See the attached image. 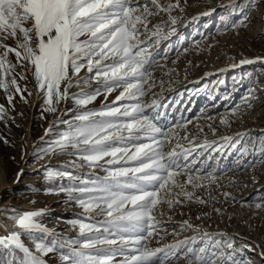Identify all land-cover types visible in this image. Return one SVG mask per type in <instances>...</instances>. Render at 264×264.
Returning <instances> with one entry per match:
<instances>
[{
    "label": "rangeland",
    "instance_id": "1",
    "mask_svg": "<svg viewBox=\"0 0 264 264\" xmlns=\"http://www.w3.org/2000/svg\"><path fill=\"white\" fill-rule=\"evenodd\" d=\"M161 3L179 6L170 13L161 12L151 17L148 33L139 37L140 40L151 37L149 51L155 57L150 67L146 65L150 75L142 84L143 96L134 89L136 99L116 101L123 88L107 93L102 78L92 79L72 87L69 92L75 94L100 87L101 95L94 101L77 106L72 99L61 100L55 105V112H48L44 110L47 106L43 96L38 95L32 72L19 66L12 76L22 89L26 86L27 92L32 93L28 96L24 92L27 103L14 89L7 93L0 89V105L5 108L0 115V236L18 230L15 218L28 211H43L38 221L49 230L47 234L34 233L31 237L22 234L21 239L33 252L37 240L45 243L56 240L65 245L70 240H82L79 226L69 223L71 220L100 226L99 222L105 221L106 216L84 213L78 204L67 199L66 193L53 190L80 180L103 178L107 167L134 165L121 160L116 165L101 161L100 167H90L77 156L58 152L45 154L41 150L67 128L58 121L75 124L78 122L73 117L79 112L106 111V105L121 107L140 103L145 108L142 115H147L167 137L134 130L131 140L111 141L113 147L131 149L135 143L151 144L148 137H154L159 142L157 150L166 155L175 149L179 163L188 165L193 177H200L194 182L203 186L194 188L185 184L184 190L192 193L191 199L179 188L172 189L166 197L173 200L172 206L161 203L153 210L158 222L154 235L141 245L128 243L124 254L114 257L113 264H123L126 257L130 259L138 254L135 249L142 245L166 249L179 240L200 237L204 232L225 233L234 239V248L244 244L253 248L259 245L256 251L245 249L236 255L251 259L252 264H264L259 255L264 251V0H234V4L232 0H161ZM215 9V14L206 16ZM200 14L206 17L184 27L185 22ZM170 17L176 18L175 25L171 24ZM155 25L160 26L162 36H167L160 39L158 45L154 43L157 38L151 35L156 30ZM172 28L175 31L169 34ZM8 59L17 63L14 54H9ZM243 60L253 63L240 68L238 65ZM19 74L27 79L21 80ZM88 75L87 70L82 69L78 78ZM137 79L131 82L136 83ZM9 94L13 95L11 103L7 100ZM153 101L157 104L153 105ZM128 120L121 117V122ZM121 134L128 136L126 131ZM223 137H230L231 142ZM185 150L189 153L187 159L183 157ZM108 159L111 158H105ZM49 168L70 171L72 179L49 178L46 174ZM208 173H212V177ZM186 179L184 174L176 177L177 183ZM198 199L204 203L197 202ZM257 203L261 205L259 208ZM184 221L191 223L193 229H182L180 225ZM85 236L117 240L116 245L97 244L94 249L85 250L93 256L103 258L121 246L118 236H108L103 231L85 233ZM67 251L66 246L43 259L48 264H62L61 252ZM158 255L164 256L163 253ZM22 257L19 250L0 248V264H12L13 260L19 264ZM165 264H186V259L177 253Z\"/></svg>",
    "mask_w": 264,
    "mask_h": 264
},
{
    "label": "snow or ice",
    "instance_id": "2",
    "mask_svg": "<svg viewBox=\"0 0 264 264\" xmlns=\"http://www.w3.org/2000/svg\"><path fill=\"white\" fill-rule=\"evenodd\" d=\"M232 2L234 4V0ZM178 6L163 4L161 0H0V89L6 93L14 89V93L27 103L24 96L27 87L22 89L16 77L12 76L19 66L32 72L38 95L43 96L47 106L44 110L48 112H55V105L61 100L72 99L77 106L94 101L101 95L100 87L75 94L69 92L72 87L92 79L99 81L102 78V86L107 93L123 88L116 101L136 99L134 89L143 96L142 84L147 82L145 77L150 75L146 65L150 67L155 57L149 51L151 37L148 40H140L139 37L148 33L151 17L161 12L170 13ZM244 18L247 19V15ZM170 20L175 25L176 18L170 17ZM154 27L156 30L151 35L157 38L154 43L158 45L160 39L167 36L161 35L159 25ZM174 31L172 28L169 34ZM9 54H14L17 63L8 59ZM241 63L253 61L243 60ZM82 69H86L89 75L78 78ZM19 78L27 79L23 74H19ZM134 78H139L136 83L131 82ZM27 95L31 96L32 93L27 92ZM7 100L11 103L13 95H7ZM152 103L157 104L156 101ZM105 107L106 111L77 113L73 117L78 122L75 124L67 120L58 121L66 124L67 128L41 151L45 154L58 152L74 155L90 167H100L101 161L116 165L121 160L134 165L107 167L103 178L80 180L79 183L53 190L66 193L67 199L78 204L84 213L95 212L107 219L99 222L100 226L71 220L69 223L79 226L82 240H70L67 245L56 240L50 243L37 240L34 241L33 252L21 239L22 234L31 237L34 233L47 234L49 230L38 221L43 211L24 212L15 218L18 230L0 236V248L19 250L23 254L19 264H48L43 257L66 246L67 253L61 252L60 255L62 264H113L114 257L123 255L128 243L141 245L154 235L158 222L153 210L161 203L172 206L173 200L166 198L172 189L179 188L184 196L191 199L192 193L184 190L185 184L194 188L203 186L194 182L200 177L194 178L188 165L179 163L175 149L166 155L158 151L159 142L154 137H148L152 140L151 144L135 143L131 149L113 147L111 141L131 140L134 130L146 134L160 133L165 138L167 133H163L147 115H142L145 108L140 103ZM4 112V106L0 105V115ZM121 117L129 118L128 122H121ZM47 131L50 132L51 128ZM125 131L127 137L121 134ZM223 139L231 142L230 137ZM153 144L157 147L154 148ZM232 147H235L234 143ZM188 154L185 150L184 159ZM106 157L111 159L105 160ZM46 174L49 178L59 176L72 179V173L67 170L49 168ZM181 174L186 175L187 179L177 183L176 177ZM208 176L212 177V173H208ZM197 202L204 203L199 199ZM260 206L257 203L256 207ZM180 227L193 229L188 221H184ZM101 231L108 236H118L121 244L103 258L85 251L94 249L97 244H117L116 239L85 236V233L99 234ZM77 244L79 248L73 247ZM233 245L234 239L225 233L204 232L200 237L193 236L168 245L167 250L142 245L135 249L138 254L130 259L126 257L123 264H165L177 253L182 254L186 264H217L218 259L219 264H252L251 259H241L236 254H242L245 249L256 251L260 247L244 244L241 248H234ZM160 253L164 256L158 255ZM259 255L264 259V251H260ZM12 264H16V261L13 260Z\"/></svg>",
    "mask_w": 264,
    "mask_h": 264
},
{
    "label": "bare ground",
    "instance_id": "3",
    "mask_svg": "<svg viewBox=\"0 0 264 264\" xmlns=\"http://www.w3.org/2000/svg\"><path fill=\"white\" fill-rule=\"evenodd\" d=\"M217 12V10L214 12V13H212V14H215ZM212 14H210V15H212ZM209 14L208 15H206V16H210ZM249 64H251V63H249ZM240 65V67H245V66H247L248 65V63H244V64H239ZM236 67V66H235Z\"/></svg>",
    "mask_w": 264,
    "mask_h": 264
}]
</instances>
